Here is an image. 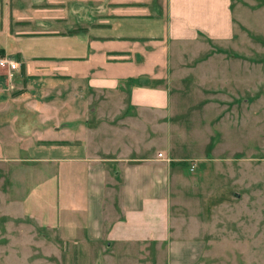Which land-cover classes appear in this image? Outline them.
<instances>
[{"label":"crops","instance_id":"obj_1","mask_svg":"<svg viewBox=\"0 0 264 264\" xmlns=\"http://www.w3.org/2000/svg\"><path fill=\"white\" fill-rule=\"evenodd\" d=\"M232 6L0 0V59L16 64L0 63V177L24 167V183L10 176L9 186L55 194L73 213L66 234L102 264H157L162 249L166 264L206 255L194 217L173 213V171L181 178L176 164L189 158L172 132L181 147L188 124H218L205 145L235 147L236 160L257 153L239 139L257 134L258 61H225L227 45L246 42ZM20 146L33 154H13Z\"/></svg>","mask_w":264,"mask_h":264},{"label":"rangeland","instance_id":"obj_2","mask_svg":"<svg viewBox=\"0 0 264 264\" xmlns=\"http://www.w3.org/2000/svg\"><path fill=\"white\" fill-rule=\"evenodd\" d=\"M232 7L236 31L246 42L227 45L229 58L225 61H239L232 55L258 61L257 134L254 136L252 130L250 138L239 139L247 144L241 147L242 153L249 149V142L251 151L256 146L257 153L253 159L236 160L235 147L205 145L207 137L209 142L218 141L214 128L218 124L201 131L188 124L181 147L178 131L172 132L176 154L189 158L176 164L181 178L173 171V213L194 217L197 231L193 234L209 240L208 251L198 264H264V0H233ZM58 135L55 132L53 138ZM27 149L17 147L13 154H33ZM10 166L1 170L4 177H0V264H102L103 257L91 258L90 252L83 251L82 242L66 234L70 225L65 221H71L73 213L62 210L55 194L49 193L46 199L34 180L32 187L9 186L10 176L15 180L25 171L24 167L15 171ZM58 220L62 221L60 227ZM46 221L50 224L45 225ZM165 252H158L157 264H166Z\"/></svg>","mask_w":264,"mask_h":264},{"label":"built area","instance_id":"obj_3","mask_svg":"<svg viewBox=\"0 0 264 264\" xmlns=\"http://www.w3.org/2000/svg\"><path fill=\"white\" fill-rule=\"evenodd\" d=\"M0 63H1L2 65L7 64V65H9V67L12 68V69H14L15 66H16L15 63L10 62L8 59H0ZM158 156H161V153H158ZM191 168H193V165H192Z\"/></svg>","mask_w":264,"mask_h":264}]
</instances>
